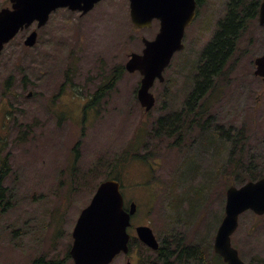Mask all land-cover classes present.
Instances as JSON below:
<instances>
[{
  "label": "rangeland",
  "instance_id": "1",
  "mask_svg": "<svg viewBox=\"0 0 264 264\" xmlns=\"http://www.w3.org/2000/svg\"><path fill=\"white\" fill-rule=\"evenodd\" d=\"M226 1L205 0L199 12L204 15L199 22L201 34L194 24L187 30L183 51L174 55L164 81H156L150 90L156 102L148 110L136 99L140 75L125 72L124 65L131 53H141L142 38H154L158 25L135 28L129 18V0H101L85 15L59 8L37 30L34 45L26 46L24 40L36 29L35 23L4 47L0 56V162L8 159L9 172L0 197V264H73L67 257L73 228L99 183L107 179L118 180L127 204H136L135 222L146 221L158 232H166L153 215L146 213L142 218V211L148 212L151 206L159 211L174 209L184 221L174 220L175 228L181 230L183 225L189 242L205 246L209 255L224 217L227 188L264 175V97L256 107L262 84L253 76V61L264 51V30L257 19L248 25L228 65L204 91L206 101L200 102L208 109L207 120L214 121L219 116L214 108L218 97H233L239 135L250 132L245 155L237 154L241 170L238 165L233 170L237 157L231 155L232 139L224 138L223 157H208L213 167L205 172L207 191L195 187L179 194V184L188 188L196 166L186 164L187 171L174 168L172 186L170 149L177 134L155 137L154 132L159 130V120L165 122L170 115L171 86L175 83L181 101L186 90H193L199 53L225 15ZM8 6L9 0H0V9ZM100 88L108 90V95L84 114V103ZM221 121L222 132L234 125L224 106ZM247 122L251 128L242 129ZM162 128H170V121ZM174 160L182 165L179 155ZM160 184L161 198L167 194L164 203L157 200ZM231 243L243 260L263 259L264 215L243 212ZM111 264L126 261L117 255ZM217 264H221L219 259Z\"/></svg>",
  "mask_w": 264,
  "mask_h": 264
},
{
  "label": "water",
  "instance_id": "2",
  "mask_svg": "<svg viewBox=\"0 0 264 264\" xmlns=\"http://www.w3.org/2000/svg\"><path fill=\"white\" fill-rule=\"evenodd\" d=\"M10 6L0 10V54L5 44L22 29L37 22L45 25L50 14L58 8L90 11L100 0H9ZM132 23L149 28L153 20L159 21V30L153 40L143 39L141 54L132 53L126 63L128 72L139 71L142 76L137 97L146 110L154 104L149 92L156 78L163 81V71L173 54L183 49L182 39L188 23L194 16V0H129ZM258 22L264 26V0L259 7ZM33 31L24 41L26 46L36 42ZM255 75L264 83V54L256 59ZM251 210L264 214V178L248 182L239 188L231 186L226 192L224 218L216 232L214 251L226 264L244 263L231 246V235L238 226L241 213ZM129 214L123 209L120 184L106 180L99 184L91 202L85 207L75 224L70 256L73 264H110L120 252H126ZM144 229V228H143ZM140 229H138L139 231ZM145 230V229H144ZM149 230V229H148ZM146 242H150L146 239Z\"/></svg>",
  "mask_w": 264,
  "mask_h": 264
},
{
  "label": "flooded vegetation",
  "instance_id": "3",
  "mask_svg": "<svg viewBox=\"0 0 264 264\" xmlns=\"http://www.w3.org/2000/svg\"><path fill=\"white\" fill-rule=\"evenodd\" d=\"M194 1V17L192 21L186 26L183 43L186 42L187 30L193 24L194 27L197 28L199 35L202 32L200 30L199 22L200 17L204 15L199 14V12L205 0ZM241 4H243L242 0L226 1L225 15L223 16V18L217 21L215 31L199 53V73L193 80V90H186L183 95L184 100L181 101L177 100V94L174 89L175 83L171 86L170 115L167 117L165 122L159 120L157 128L159 130L154 132L155 137L165 133H167L168 137H170V135L174 136L177 134V137L174 140L175 143L172 149H170V177L172 178V186L174 185V182H176L173 178L174 168L179 167L181 170L187 171V168H185L186 164H189V166H191V164L194 163L196 166V170L190 175L188 188L185 184H179V194L183 193L185 190H187L188 192H192L195 187H197L199 190L205 191L206 186L205 184H203V180L205 179V172L208 166L213 167L208 163L209 155L211 154V156L215 159L222 158V140L224 138L226 140L232 138V144H235L238 140L239 123L237 121L236 107L234 103L231 102L233 97L231 96L229 98L226 95L225 97H222V95L218 97L217 105H214V108L219 112V116L218 119L216 117L214 121L207 120L206 116L208 113V109L200 102L202 100L204 102L206 101L204 91L218 76V72L228 65L229 58L236 50L239 41L243 37L245 30L248 27L247 22L244 18H241V16H247L252 13V16L254 15V17L250 21L252 22L253 20L258 19L260 4L256 6L255 4L257 3H255L254 0L252 2H249V4L251 5L249 11L241 10ZM255 10H257V13H254ZM229 18L232 21L230 24L232 29L228 34L222 31L224 29V23L226 24V21H228ZM234 21L236 25L239 24L236 28L234 26ZM210 23V28L212 29L214 26V20L211 19ZM221 37L226 39V44L229 50L226 51L227 53L224 55L223 60L217 66L216 70L212 73H206L205 68L210 61L211 50L216 45V42H220ZM262 43L264 47V31L262 35ZM177 54L178 53H176V55ZM221 59L222 57L220 58V60ZM256 59L257 58H255L253 61V73L257 80L262 84L261 93L256 96V102L259 103L264 97V85L262 82V78L255 75ZM180 60L181 59H179L174 65L172 64V67L175 68L179 64ZM181 106L182 108L180 111H174ZM223 106L229 110L230 116L234 118V125L230 124V130H225L224 132H222V121L219 122L220 115H222L223 112ZM168 121H170V128H165L167 131L166 132L164 131V128H162V126L165 125ZM241 128L245 130L250 129V122L242 123ZM249 134L250 132L247 135ZM216 144L218 145L217 150L215 149ZM186 146L187 149L184 150ZM174 155H179L180 157H182V165L176 164ZM201 171L203 172L202 176L200 175ZM8 172V159L4 158L0 162V176H7ZM192 184H195V186H191ZM4 190V186L0 184V197ZM158 191L159 193L157 200L164 203L167 194L165 197L161 198V184ZM175 196L176 194L173 195V197ZM154 200L152 198L150 203L153 204ZM173 203H175L174 198ZM124 210L129 214V225L127 227L128 249L126 252H121L120 255H123L126 264H138L139 261L140 264H217L218 259L221 261V264H225L223 262V259L221 257V259L218 258V256L214 253V249L213 251H209V255H206L205 246L192 245L188 240V236L183 225L181 226V230L175 228L174 220L180 222V224L184 223V221L179 218L176 213H174V209L170 210L169 212L168 209H166L165 211L164 208H162V210L159 211L154 206H151L148 212L142 211V218H144L146 213H148L150 216L153 215L157 221L162 222V224L165 226L166 232H164L162 229L160 232H158L154 225L146 221L135 222L138 212L137 206L134 203L127 204L125 199ZM168 214H171V216H168ZM170 218L172 221L171 224ZM138 229L140 230L138 231ZM146 239H149L150 242H146ZM210 256H212L211 259ZM260 258H262V256H260ZM256 263L264 264V257L261 260H256Z\"/></svg>",
  "mask_w": 264,
  "mask_h": 264
},
{
  "label": "trees",
  "instance_id": "4",
  "mask_svg": "<svg viewBox=\"0 0 264 264\" xmlns=\"http://www.w3.org/2000/svg\"><path fill=\"white\" fill-rule=\"evenodd\" d=\"M252 1L253 0H242L243 4H241L240 9L249 11V9L251 7L249 2H252ZM254 1H255V3H257V4H255L256 6L259 5L260 0H254ZM254 13H257V10H255ZM253 17H254V15L252 16V13L250 15H247V16H241V18L245 19V21L247 22V25L250 24V22H251L250 20ZM231 22L232 21L229 18L228 21H226V24L224 23V26H223L224 29H223L222 32L228 33V34L230 33V31L232 29L231 26H230ZM238 25L239 24L236 25V23L234 21L235 28L238 27ZM223 39L224 38L221 37L220 38V42H218V43L216 42V45L212 48L211 55H210V61H209L208 65H207V67L205 68V72L206 73L214 72L216 70L217 66L223 60L224 55L227 53L226 51L229 50L228 46L226 44V39H224V40ZM221 57H222V59L220 60ZM9 79H10V77H9ZM4 85H5L4 88L8 89V83L5 80H4ZM105 93L106 92L103 91V88H101L98 92H96L94 94V96H92L90 103L93 104L94 102H96V100L99 99L100 96H103V94H105ZM90 107H93V106H90ZM261 176H259V177H261ZM0 184H1V176H0ZM68 258H70L69 255H68Z\"/></svg>",
  "mask_w": 264,
  "mask_h": 264
},
{
  "label": "bare ground",
  "instance_id": "5",
  "mask_svg": "<svg viewBox=\"0 0 264 264\" xmlns=\"http://www.w3.org/2000/svg\"><path fill=\"white\" fill-rule=\"evenodd\" d=\"M93 84V83H92ZM101 85V84H100ZM88 98V97H87ZM85 104V103H84ZM98 104V103H97ZM89 116V115H88Z\"/></svg>",
  "mask_w": 264,
  "mask_h": 264
}]
</instances>
